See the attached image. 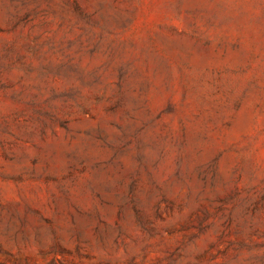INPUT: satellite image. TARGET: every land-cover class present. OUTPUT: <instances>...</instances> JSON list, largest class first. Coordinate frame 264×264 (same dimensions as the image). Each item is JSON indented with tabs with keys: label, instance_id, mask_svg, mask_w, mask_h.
I'll return each mask as SVG.
<instances>
[{
	"label": "rangeland",
	"instance_id": "rangeland-1",
	"mask_svg": "<svg viewBox=\"0 0 264 264\" xmlns=\"http://www.w3.org/2000/svg\"><path fill=\"white\" fill-rule=\"evenodd\" d=\"M0 264H264V0H0Z\"/></svg>",
	"mask_w": 264,
	"mask_h": 264
}]
</instances>
